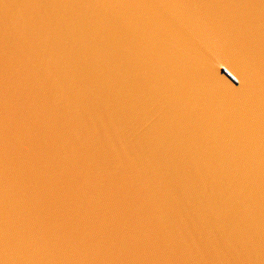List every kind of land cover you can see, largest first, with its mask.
<instances>
[{"label":"water","instance_id":"water-1","mask_svg":"<svg viewBox=\"0 0 264 264\" xmlns=\"http://www.w3.org/2000/svg\"><path fill=\"white\" fill-rule=\"evenodd\" d=\"M0 264H264V0H0Z\"/></svg>","mask_w":264,"mask_h":264}]
</instances>
